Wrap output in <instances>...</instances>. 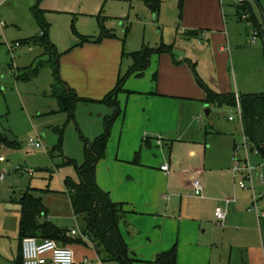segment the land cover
<instances>
[{"label": "crops", "instance_id": "crops-1", "mask_svg": "<svg viewBox=\"0 0 264 264\" xmlns=\"http://www.w3.org/2000/svg\"><path fill=\"white\" fill-rule=\"evenodd\" d=\"M221 1L185 0L187 13L182 19L179 33L192 29L199 31L198 34L188 37L179 35L177 41L185 45V49L172 48V55L152 54L149 66L141 77L130 75L126 79V92L118 95L119 112L111 124L105 156L96 163L98 185L109 193L113 201L125 203L128 211L126 223L120 225V230L130 249L142 260H151L150 257L175 245L179 263L207 264L212 246L203 236L211 227L209 225L215 223V207L223 204L228 211L226 221L220 227L221 233H224V227L255 233L258 230L260 241L245 248L246 259L248 264H264L260 215L257 217V226L254 227L252 223L249 225V221L244 226L242 220L250 213L246 207L248 197L242 192H231L230 161L236 144H233L232 151L226 144L222 145L220 153L217 152L221 133L209 130L207 126L202 128V123L199 124L195 119L202 108L209 111L210 106L204 102L205 91L197 82L195 74L218 93L234 92L235 88V93L239 95L243 94L239 90L246 86L241 84L240 87L238 84L235 87L239 79L237 76L244 67L240 64L238 46H234L233 52L226 47L229 38L224 26ZM83 45L89 47H74L71 61L66 60L63 70L59 65V74L77 95L94 100L78 102L75 108L81 133L94 138L104 130V117L113 111L112 107L100 100L114 86V75L117 67L116 76L120 73L121 60L116 44L111 43L108 48L111 52H106L102 58L107 68L88 71L84 66L95 59L90 49L97 51L98 48L92 47V43ZM209 66L213 70L211 75ZM11 67L16 73L17 69L24 66ZM18 72L21 73V70ZM49 94L51 96V90ZM86 110L91 113L88 126L84 127L82 125L88 120ZM56 113H60L57 101L43 112L44 116ZM63 118H66L64 114ZM52 125H49L50 128ZM164 164L168 165L166 171L160 169ZM194 178L199 179L202 185V194L199 196L194 194L191 186ZM209 181L212 190L226 193L234 201L226 204L225 200L211 197ZM235 185L240 188L237 182ZM247 188L250 186L241 189ZM54 196H58L56 203H53ZM58 203L61 204V210L58 209ZM45 206L49 220L53 219L58 226L66 227L69 234L71 231L79 234L81 224L72 211L68 195L47 194ZM230 215V220H236V224L227 221ZM66 223L74 226L67 227ZM68 246L73 250L77 264H83L85 259L90 261L85 264H93V260L104 264L91 244L74 243Z\"/></svg>", "mask_w": 264, "mask_h": 264}, {"label": "rangeland", "instance_id": "rangeland-1", "mask_svg": "<svg viewBox=\"0 0 264 264\" xmlns=\"http://www.w3.org/2000/svg\"><path fill=\"white\" fill-rule=\"evenodd\" d=\"M36 1L0 0V176H2L0 178V264H15L18 257L20 207L15 201L19 199L21 193L28 188H33L35 191L33 192L37 197L42 198L45 205L47 194L65 193L63 180L66 177L78 179L74 165H66V159H73L78 164L84 160L81 140L83 134L78 125L79 115L77 117L76 109L75 120L67 123L61 112L53 116L43 114L50 109L52 104H56L54 98L49 96V83L53 80L52 68L49 65L43 66L39 75L25 82L17 80L16 73L11 70V66L25 67L42 53L39 46H31L33 47L31 48L26 44L15 45L40 33L39 25L30 10ZM221 2L224 26L229 38V45L226 47L233 52L234 46H238L240 64L244 67L242 73L237 76L239 79L235 87H238V84L240 87L241 84H245V88L239 90V93L243 94L262 92L264 91V37L255 32V27L249 18L244 20L238 16V12L242 13L243 9L236 1L222 0ZM247 2L252 7L258 23L261 24V29H264V0H247ZM184 5L185 0L182 2L181 0H162L158 15L153 16L144 2L140 0L130 2L124 0H39V7L45 11L44 17L49 24V40L62 54L59 60L61 70L67 63V59L71 61L72 49L80 46L87 48L89 46L83 44L88 43L94 44L92 47L98 49L97 51L90 49L91 54H95V59L84 66L86 70L101 71L107 68L102 58L106 52H111L108 48L111 43H114L121 60L120 73H125L131 65V58L127 54L144 46L155 48L161 44H172L174 50L185 49L183 47L185 45L177 41L182 19L187 13L186 5ZM102 30L108 31L110 37H101L98 42L78 43L79 35L94 40L100 36ZM66 54L69 56H65ZM41 57L47 58L46 55ZM118 70L119 67L114 75L115 84ZM209 72L210 75L213 73L211 66H209ZM240 78H243L242 83ZM233 89L235 92V88ZM123 92L126 91H121L118 95ZM208 108L209 113H205L202 108L199 117L195 119L199 124L202 123V128L207 126L209 130H217L221 133L219 134L221 135L219 136L220 142L216 146L217 152L220 153L222 145L226 144L232 151L233 144H236L237 158L252 168L253 190L237 188L235 183L241 180L239 174L234 176L231 172L230 183L232 194L233 191L242 192L248 197L246 207L250 213L242 220L243 225L245 226L246 221H249V225L252 223L255 227L257 217L264 213V157L257 152L250 151L242 134L241 118L237 114L236 105L215 104ZM86 111L88 120L82 125L84 127L88 126L91 113L90 110ZM230 117L232 119H229ZM49 125H52V128ZM55 127L62 129L60 138L62 156L55 152L51 157L49 151L59 141V134L54 130ZM52 135L54 143H52ZM83 136L88 140H93L91 137ZM2 138L16 140L19 146L15 148L7 146L2 142ZM30 139L39 141L40 146L29 145ZM245 184L250 186L249 181H245ZM208 185L211 189L210 181ZM47 189L52 191L47 192ZM210 196L220 200L229 197L226 193L212 189ZM57 197H53V203H56ZM59 204L58 209L61 210ZM219 206L227 213L228 209L223 204ZM231 216L227 218V221L236 224V220H230ZM51 221L56 222L53 219ZM66 226L73 227L74 224L66 223ZM209 226L213 229L208 228L203 236L204 240L212 246V254L207 264H248L245 248L260 241L258 230L255 233L245 229L236 230L224 227L225 231L222 234V229L214 222ZM46 263H49L48 258ZM92 263L99 264L97 260H93ZM104 264L116 263L105 262ZM133 264L154 263L138 260Z\"/></svg>", "mask_w": 264, "mask_h": 264}, {"label": "trees", "instance_id": "trees-1", "mask_svg": "<svg viewBox=\"0 0 264 264\" xmlns=\"http://www.w3.org/2000/svg\"><path fill=\"white\" fill-rule=\"evenodd\" d=\"M124 1L130 2L132 0ZM140 1L144 2L153 16L158 15L162 0ZM240 7L247 12V19L249 18L252 21L255 32L264 37V29H261V24L258 23L248 2L240 5ZM30 10L39 25L40 33L24 39L20 43H15V45L39 46L42 49V53L35 57L30 65L22 67L23 69H17L16 78L28 81L32 77H36L43 66L49 65L52 68L53 75V81L50 85L51 96L57 101L58 111L65 114L66 123L74 121L77 103L92 102L94 100L80 97L74 89L62 80L59 74V60L62 54L57 51L55 45L49 40V24L44 17L45 11L39 7V0L36 1ZM198 32L197 30L186 29L181 31L179 35L188 37L197 35ZM104 36L110 37V33L102 30L100 36L94 40L87 36L79 35L78 43L98 42ZM172 48V44H161L155 48L144 46L135 52L127 54L131 58V65L125 73L118 74L115 86L100 100L113 108L112 114L104 118V132L94 137L93 140H88L81 135L84 154V160L81 164H78L73 159H66L65 164H73L78 173L77 180L66 177L63 180V188L69 197L73 213L80 221L81 229L79 234H69V230L49 220L47 218L48 209L44 205L42 198L37 197L34 193L33 188L25 190L21 193L19 199L15 201L20 207L18 221L19 247L15 264H23L21 241L25 237H34L38 240L52 239L61 246H68V244L74 243L88 245L89 243L103 263L133 264L134 261L142 260L130 249L120 230V225L126 223L128 211L125 209V203L113 201L109 193L98 185L95 168L96 163L105 156L111 124L119 112L117 95L121 91H126L124 90L126 79L130 75L141 76L148 68L152 54L169 53L172 55ZM42 55H46L47 58L43 59ZM18 70H23V72L19 73L20 71L18 72ZM195 77L205 91L204 102L207 105H236L237 114L239 107L240 115H238L241 118L243 137L251 151L257 152L261 157H264V91L239 95L235 92L218 93L204 84L196 74ZM153 78H155V75H153ZM54 130L59 134V141L49 151V154L53 157V154L57 152L62 156L60 142L62 129L55 127ZM1 140L7 146L14 148L19 146L16 140L3 138ZM51 191L47 189V192ZM42 193L44 192L42 191ZM259 219L262 239H264V214H261ZM142 261L153 262L154 264H182L177 261L175 245L166 251L155 254L151 260Z\"/></svg>", "mask_w": 264, "mask_h": 264}, {"label": "built area", "instance_id": "built-area-1", "mask_svg": "<svg viewBox=\"0 0 264 264\" xmlns=\"http://www.w3.org/2000/svg\"><path fill=\"white\" fill-rule=\"evenodd\" d=\"M239 5H243L247 0H234ZM241 19H247L248 14L246 11L239 13ZM256 34V33H255ZM238 114L240 115V109L238 107ZM229 119H232L231 117ZM29 145L39 147V141H33L32 139L28 142ZM168 165L164 164L160 167L161 170L166 171ZM231 170L234 174H239L241 180L237 181V185L240 188H245V181H249L250 188L253 190V181H252V168L246 165L244 162L239 160L235 154L231 159ZM2 176H0L1 178ZM191 186L193 188L195 195L202 194V185L199 179L194 178L191 181ZM234 201L233 197L225 199V203L228 204ZM253 209V208H251ZM256 211V208H254ZM214 220L215 224L218 227H222L226 221V210H223L220 206L215 207L214 209ZM75 231H71V234H74ZM21 253L23 264H45L46 259H49L50 264H77L74 261L73 250L69 246H61L55 240L44 239L38 240L34 237H25L21 241ZM45 255H49L46 257ZM87 260L83 261L85 264Z\"/></svg>", "mask_w": 264, "mask_h": 264}, {"label": "water", "instance_id": "water-1", "mask_svg": "<svg viewBox=\"0 0 264 264\" xmlns=\"http://www.w3.org/2000/svg\"><path fill=\"white\" fill-rule=\"evenodd\" d=\"M208 112H209L208 109H206V110H205V113H208Z\"/></svg>", "mask_w": 264, "mask_h": 264}]
</instances>
